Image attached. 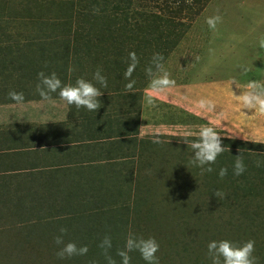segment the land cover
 Instances as JSON below:
<instances>
[{"label":"rangeland","instance_id":"rangeland-1","mask_svg":"<svg viewBox=\"0 0 264 264\" xmlns=\"http://www.w3.org/2000/svg\"><path fill=\"white\" fill-rule=\"evenodd\" d=\"M217 14L223 22L213 31L205 21ZM261 36L264 0H0V104L14 102L9 91L22 92L24 103L51 109L75 135L39 142L36 132L46 131L39 125L32 134L38 142L26 133L8 143L13 151L0 157V166H9L0 173V264H107L98 246L105 235L112 238L109 255L121 264L117 250L129 232L158 241L159 264H211L207 245L221 239L254 240V256L264 264V192H244L247 181L264 182V165L256 168L264 144L250 141H264V115L242 111L235 98L249 80L264 81ZM130 52L139 64L129 90ZM155 53L163 54L176 87L149 104L145 69ZM98 68L108 86L100 89L97 112L68 105L58 93L52 104L36 92L40 71L75 84L80 77L91 81ZM200 98L214 100L216 112L197 111ZM210 122H218L229 150L201 176L182 137L191 132L189 140H196ZM57 146L83 157L78 177L70 172V181H54L56 169L45 173L41 165H54L39 156ZM239 154L249 173L228 183L220 166ZM20 156H36L44 173L31 180L27 164L15 166ZM62 226L65 243L87 245V255L57 258L54 237ZM130 255L131 264H147L138 251Z\"/></svg>","mask_w":264,"mask_h":264},{"label":"clouds","instance_id":"clouds-1","mask_svg":"<svg viewBox=\"0 0 264 264\" xmlns=\"http://www.w3.org/2000/svg\"><path fill=\"white\" fill-rule=\"evenodd\" d=\"M190 2V0H189ZM100 9L94 8V14H98ZM206 24L209 29L216 31L217 26L223 22L222 16L219 14L206 18ZM258 46L264 49V36L258 40ZM164 56L161 53H155L152 56L151 64L145 69L146 75L149 77V94L147 100L149 104H153L156 99H162L176 87V81L171 78L170 72L165 68ZM128 67L124 73L125 78L130 82L126 85L129 90L133 87L135 81L131 80L132 73L139 64V58L135 52L129 53ZM47 67V65H45ZM247 71V69H245ZM39 83L36 85V92L43 101L55 104L52 94L58 93L61 100L66 101L68 105H75L77 109L85 108L88 111L97 112L102 103L100 97L103 95L101 88L108 86L107 77L102 74V70L98 68L93 74L92 80L83 77L77 78L75 84H64L58 77L56 72L46 74L44 71L38 73ZM92 81H95L93 83ZM237 89L240 86L235 80L230 82ZM99 85V87H97ZM9 98L17 105H23L25 97L22 92L14 90L9 91ZM236 100L239 102L242 111L258 113L264 115V81L251 79L239 90V95L235 94ZM194 107L202 114L215 113L217 104L209 98H200L195 102ZM219 126L218 122H210L209 125H202L199 129L198 138L190 141L191 132H186L182 137L183 142L192 149L193 157L191 163L200 168V174L212 173L214 169L211 165L215 164L218 156H220L229 148L223 146L222 134L216 130ZM237 136L236 134L232 135ZM245 140H250L247 136H243ZM256 143L264 144V141L250 140ZM153 143H161L158 138H154ZM264 165V161L257 160L256 167ZM246 171L244 157L239 154L235 158L233 166V174L240 176ZM228 173L227 168L219 170V177L223 179ZM213 195L222 199L226 195L220 190H216ZM68 229L64 226L60 227L59 235L54 237L56 245L60 246L56 253L58 259L70 258L73 256L87 255L89 248L87 245L78 246L75 241L65 243L64 236ZM102 250L107 264H117L116 260L109 255L112 248V238L105 235L98 245ZM160 249L158 241L154 237L144 238L129 232L124 247L117 250V255L121 258V264H131L130 253L138 251L147 264H159V257L156 255ZM255 241L249 239L243 243H237L229 239L213 240L207 245V256L211 264H259L258 257L254 256ZM92 264H95L93 261Z\"/></svg>","mask_w":264,"mask_h":264},{"label":"crops","instance_id":"crops-1","mask_svg":"<svg viewBox=\"0 0 264 264\" xmlns=\"http://www.w3.org/2000/svg\"><path fill=\"white\" fill-rule=\"evenodd\" d=\"M52 113L53 112L51 109H46V111H43L41 107H38L33 102H26L23 105H17L15 102L0 104V157L2 156V154H10L13 151V148L8 144L9 142L12 141L17 144L18 142H20L22 134L26 135V133H29L30 136L27 138H31V141L36 140V135H38L40 138H38L39 142H44L42 140H52L53 142H55L54 144H56L57 142H60L62 138L64 139L67 137H69V141L73 140V138L71 137H75V135L71 136V133L68 129L69 124H67L64 120H60L57 114L55 119V116H53ZM55 121L57 122L56 125L61 127L59 130L53 129L55 125L51 126L53 123H55ZM39 125H44V130L46 131H43L44 133L42 131H37L36 135L32 136V134H34L33 132L35 131L33 128L39 127ZM102 140L104 139L102 138ZM57 147L58 152H55V150H45L48 153H45L44 157L39 156V159L42 163H45L46 165H54L53 167L41 165L44 171H49L45 173L54 172L56 169L55 172L57 173H55L56 177L54 181H56L57 178H62V176H65L64 179L70 181L72 173H75V175L77 174L78 177V174H80V172H78V167L81 165L80 159H82L83 157L80 156L79 158H71V156H67L68 153L66 154V152L63 151L62 146ZM48 149L51 150L55 148ZM31 155L36 154L32 152ZM21 157H23L24 159H19ZM19 158L17 157L15 159L13 157L16 168L23 167L27 164L28 168H26L25 174L30 175L31 180L34 178L38 179L39 174L44 173L40 171L39 165H36V160H38L36 156H20ZM91 165L94 166L96 164L92 163ZM8 167L9 166L5 164L4 167L0 166V173H6V168ZM1 169L3 171H1ZM47 189L50 188L47 187Z\"/></svg>","mask_w":264,"mask_h":264},{"label":"trees","instance_id":"trees-1","mask_svg":"<svg viewBox=\"0 0 264 264\" xmlns=\"http://www.w3.org/2000/svg\"><path fill=\"white\" fill-rule=\"evenodd\" d=\"M231 158L229 159V162L222 163V164H226L225 166H223V165L220 164L221 165L220 166L221 168H227L228 169V173L224 177L225 178L224 180L225 181H228V183H231V182H235L236 181V179L234 180V178L236 176H234V174H233L234 162H233V160L231 161ZM256 168H259V167H256ZM251 171H254V169H251ZM248 173H249V170L246 169V171L242 175L237 176L236 178H239V179L240 178L241 179L247 178ZM248 182H250L248 184L250 186L246 185L244 192H246V193L252 192V194H255L256 192L257 193H263L264 192V182H263V178L262 177L261 178L258 177L256 180L253 179V181H247L246 183H248ZM230 188H231V186H230Z\"/></svg>","mask_w":264,"mask_h":264}]
</instances>
